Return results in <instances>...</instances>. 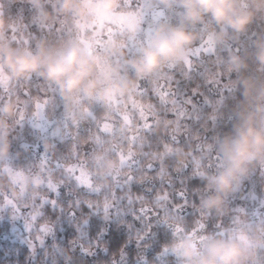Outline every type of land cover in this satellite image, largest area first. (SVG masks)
I'll return each instance as SVG.
<instances>
[{
    "label": "clouds",
    "instance_id": "1",
    "mask_svg": "<svg viewBox=\"0 0 264 264\" xmlns=\"http://www.w3.org/2000/svg\"><path fill=\"white\" fill-rule=\"evenodd\" d=\"M15 2L30 18L0 0V210L38 205L43 243L56 225L46 201L67 188L93 213L111 205L108 219L134 208L163 226L167 238L140 264H264V212L236 203L259 178L264 209V28L254 30L264 0ZM190 64L202 69L191 92L203 95H143L168 78L192 79ZM25 125L43 130L38 149L15 148ZM23 154L32 160L15 164ZM134 184L159 187L134 196ZM86 223L78 217L70 244L53 245L51 264H73L82 244L92 250L81 239Z\"/></svg>",
    "mask_w": 264,
    "mask_h": 264
},
{
    "label": "trees",
    "instance_id": "2",
    "mask_svg": "<svg viewBox=\"0 0 264 264\" xmlns=\"http://www.w3.org/2000/svg\"><path fill=\"white\" fill-rule=\"evenodd\" d=\"M9 10L12 14L18 15L21 19L28 22L30 18V11L26 5H21L15 2V0H6ZM264 28V25L257 24L254 26L255 31H259ZM252 36L248 37L246 43L250 44ZM197 65V71H201ZM192 79H183L179 76L176 77L180 80L179 91L183 95H191V89L196 86V81L199 78L198 73L193 74ZM203 90V89H201ZM214 95V94H212ZM149 99L151 102H157L158 98L149 93ZM202 99V97H201ZM202 108H207L205 104H201ZM88 132V126L82 130V134L86 135ZM41 130L33 128L29 125H25L17 129V142L15 148L19 149V145L28 142L33 148H39V141L41 139ZM155 140V137H153ZM61 153L68 151V144H60ZM38 155V152L36 153ZM33 158L32 154H23L17 158L14 163L20 166L28 164ZM182 178H176L175 185H179ZM193 184L197 183L195 180ZM158 184L152 185H133V195H139L140 192L147 193V189L151 188L153 191L158 188ZM261 181L259 178H253L250 180L241 193L236 198L237 204L247 205L250 210L256 211L258 207L257 201L261 194ZM118 194H120L118 192ZM57 199L58 207H53L50 204L44 206L45 214L49 215L56 221L54 233L51 235L42 246L37 247L35 251L29 249L25 244L17 241H10L7 237L11 230L12 225H16L21 228L26 234L31 236L29 230L26 228L23 216L32 209H20V216L14 217L9 210H0V264H51V256L49 253H55L56 249L54 244L62 246H68L70 242L78 235L76 219L80 216L87 217V223L83 227V235L81 237L83 243L89 244L92 247L91 251H84L83 244L76 247V251L73 254V264H113L115 260L116 264H140L139 256L143 252H146L149 258H152L153 252L159 247V243L167 238V233L163 226L154 220L148 221V223L142 222L141 219H137L132 212H126L122 216H114L110 219H104L103 205L101 204L100 213H93L87 205H81L79 208L71 207L67 205L69 201L74 199V194L67 188H61L59 195L51 194L49 200ZM75 200H73L74 204ZM127 204L125 200L123 202ZM63 205L65 211L74 212L76 217H69L62 208ZM135 207L138 209L139 205ZM114 208L110 211L114 212ZM150 225V227H148ZM43 221L40 217H37L36 228L42 227ZM149 228L148 235L143 241L138 242L135 237L138 233H141ZM37 232L33 233V236ZM63 264V261H61Z\"/></svg>",
    "mask_w": 264,
    "mask_h": 264
},
{
    "label": "snow or ice",
    "instance_id": "3",
    "mask_svg": "<svg viewBox=\"0 0 264 264\" xmlns=\"http://www.w3.org/2000/svg\"><path fill=\"white\" fill-rule=\"evenodd\" d=\"M24 28L26 30L27 25H24ZM206 52H207V49H205L204 52L201 53V55L205 54ZM185 72L187 74V77L191 78V76L194 73H198L197 65L196 64H190L185 69ZM179 84H180V80H177L174 78H168L162 84H156V85H153L151 88L146 89L145 92L143 93V95L145 97H149V93H151L152 95L157 97L161 102H165L167 100V98H169V97H173V96H177V95H183L179 91ZM34 87L40 88L41 86L39 84H36V85H34ZM200 95H203V94L200 93L198 90H193L191 92L190 96L195 97V96H200ZM68 171H69V173L72 172V166L71 165L68 166ZM69 178H72L71 175L69 176ZM132 182H134V177L129 179V183H132ZM181 183H183V181H181ZM57 196H58V194H57ZM175 199L180 203L181 208H184L187 206V203H186L187 198L182 192H177L175 194ZM128 203H129V207L131 208L132 204L134 203L131 196L129 197ZM46 204H50L53 207H58L57 199L47 200ZM79 206H80L79 201H75L74 204L71 205V207H75V208H79ZM89 206L92 207V205H89ZM111 209H112V206L107 204V203L103 206V215H104L106 220L112 214V212L110 211ZM7 210L11 211V213L14 217L20 216L19 206H16L15 208H13L12 206H9ZM62 211H63V209H62ZM131 211L135 215V217L139 216V213H137L134 208H132ZM73 216H75L74 212H73ZM37 217H39V206L38 205L33 206L32 211L28 212L26 215L23 216L26 228L29 230V233L31 234V243H33V244H35V240H39V243H42V240L39 238V236H37V235L33 236L34 232H43V231L48 230L47 227H44V226H42L40 228H36ZM148 227H150V225ZM144 238H145V236L141 233H138L136 236V239L138 242L143 241ZM85 251H87V249H85Z\"/></svg>",
    "mask_w": 264,
    "mask_h": 264
},
{
    "label": "rangeland",
    "instance_id": "4",
    "mask_svg": "<svg viewBox=\"0 0 264 264\" xmlns=\"http://www.w3.org/2000/svg\"><path fill=\"white\" fill-rule=\"evenodd\" d=\"M204 55V54H203ZM86 128V126H85ZM84 128V129H85ZM43 131L42 129H38ZM83 130V129H82ZM79 173H77L78 175ZM256 212H264V209L262 208H257ZM40 228V227H39ZM37 234V233H36ZM35 234V235H36ZM34 235V236H35ZM51 236L47 237L43 243H39V240H35V244L31 243V236H29L28 234H26L24 231L21 230V228H19L18 226H16L15 224L12 225L11 230L9 232L8 235V239L10 241H17L20 242L22 244H25L29 247V249H31L32 251H35L37 249V247L42 246L48 239H50Z\"/></svg>",
    "mask_w": 264,
    "mask_h": 264
}]
</instances>
